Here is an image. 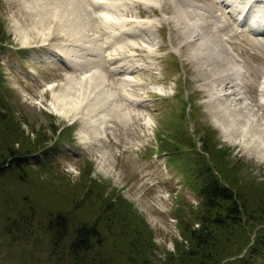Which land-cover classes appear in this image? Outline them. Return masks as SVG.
I'll use <instances>...</instances> for the list:
<instances>
[{"label": "rangeland", "instance_id": "obj_1", "mask_svg": "<svg viewBox=\"0 0 264 264\" xmlns=\"http://www.w3.org/2000/svg\"><path fill=\"white\" fill-rule=\"evenodd\" d=\"M105 1L109 3L108 13L118 18L110 21L121 24L110 25L115 29L104 26L95 16L96 9H90L85 1L86 14L91 17L89 26L82 11L77 14L67 0H0V96L5 103L0 151L4 152L9 135L22 141L46 138L39 147L41 155L35 153L41 157L40 163L30 159L24 180L13 173L0 177V264H75L64 254L60 257V247L50 246L45 231L47 215L62 209L72 214L74 224L90 214L107 225L106 205L118 199L126 203L132 220L135 214L140 228L147 227L152 242L148 256L154 260L164 257L181 240V224L195 221L192 212L200 198L198 164L202 158L212 162L219 151L225 167L236 165L235 182L264 185V153L245 147L235 127L223 132L215 121L227 124L229 112L230 117H239L233 101L216 94L220 75L235 79L237 65L241 66L238 81L243 96L249 102L259 100L264 33L245 31L243 19L236 24L221 0H158V5L154 3L157 0ZM161 14L165 20L158 18ZM192 20L201 27L202 40L194 35L198 45L187 39ZM122 25L137 26L140 31L130 38H113L111 34L124 29ZM147 30L153 36L148 40L144 35ZM93 46L95 51H89ZM73 48L91 57L89 63H83V70L92 65L90 71L104 75L113 101L101 98L100 84L94 83L90 89L84 88L85 84L81 90L74 88L75 80L80 81L85 74L68 68V57L81 59L68 55ZM226 53L233 61L222 59ZM107 55L119 57L115 62L122 66L133 61L141 65L113 72L115 64H108ZM61 95H66L63 100L68 117L79 115L73 121L50 107ZM79 98L83 102L80 105ZM95 105L97 110L92 111ZM100 110L105 113L104 120L97 121L104 123L103 130L89 122L94 113L100 115L96 113ZM201 138L209 154L199 150ZM16 143L13 147L24 148ZM17 209L23 210L22 215H11ZM4 222L10 226L7 234ZM114 233L116 242L124 244L127 235ZM255 264H264V259L258 256Z\"/></svg>", "mask_w": 264, "mask_h": 264}, {"label": "trees", "instance_id": "obj_2", "mask_svg": "<svg viewBox=\"0 0 264 264\" xmlns=\"http://www.w3.org/2000/svg\"><path fill=\"white\" fill-rule=\"evenodd\" d=\"M2 39L0 26V41ZM4 104L0 96V119L5 116ZM18 138L9 135L4 142V152L0 151V177L13 173L18 180H24V168L30 166V159L40 163L42 149L39 147H43L46 138L41 141L38 137L30 141L16 140ZM16 141L24 148L13 147ZM201 141L199 150L209 154L207 144L203 139ZM37 151L39 155L35 154ZM221 156L219 151L212 162L202 158L203 162L198 164L196 182L200 198L198 208L192 212L196 225L181 224V240L176 241L164 257L154 260L148 256L152 242L147 227V231L140 228L134 219L135 214L132 220L124 207L126 203L118 198L106 205L105 217L110 222L107 225L90 214L74 224L72 214L55 209L54 214H48L46 219L45 231L51 239L50 246L53 249L60 247V257L64 254L67 261L72 259L75 264H255L258 256L264 259V185L251 181L242 186L241 182H235L233 166L236 165L225 167ZM22 211L17 209L11 215L20 216ZM248 221L250 225H246ZM23 222L28 224V221ZM4 226L7 228L5 234L9 233L10 226L5 222ZM115 230L127 235L124 244L116 242ZM231 256L234 257L232 261L227 259Z\"/></svg>", "mask_w": 264, "mask_h": 264}, {"label": "bare ground", "instance_id": "obj_3", "mask_svg": "<svg viewBox=\"0 0 264 264\" xmlns=\"http://www.w3.org/2000/svg\"><path fill=\"white\" fill-rule=\"evenodd\" d=\"M69 2H71V7L74 11L77 12V14H80V12L82 11V13L85 15L84 16V20L85 23L87 22L88 26L89 24L91 23L89 20H90V16H88V14H86L87 10H86V4L87 6L93 10H95V16H97L99 19L102 20V23L104 26H107V28H114L115 24L118 25H121L120 22L118 23H113V21H110V19L112 20H117L118 18L114 17L116 15H112V13H108V9L109 6H108V2H106L105 0H67ZM83 1L86 2V4L83 3ZM109 1V0H108ZM113 1V0H112ZM119 1V0H118ZM222 3L224 5H228V12L229 14L233 17V20L235 21V23H240V19H243L241 21V23H243L245 26H246V31L248 30H254V28L256 30H259V29H264V0H221ZM41 2V0H40ZM45 2V0H44ZM83 3V4H82ZM154 3H156L157 5L160 3L158 0L157 1H154ZM38 4V2L36 3ZM83 5V6H82ZM126 5H128V3H126ZM181 5V4H180ZM34 7V6H33ZM34 9V8H33ZM191 9V8H190ZM195 9V8H193ZM35 10V9H34ZM184 10V9H183ZM219 10V9H218ZM196 11V10H195ZM210 9L208 10V13L210 14L211 12H209ZM241 12H244V16L241 15ZM213 13H211L210 15H212ZM217 14V13H216ZM33 15V14H32ZM200 15V14H199ZM206 15V14H205ZM215 15V13H214ZM118 16V15H117ZM124 16V15H123ZM33 17V16H32ZM76 17V16H75ZM90 17V18H89ZM188 17V16H187ZM66 18V17H65ZM125 18V17H124ZM159 19H166L164 17V15H160V17H158ZM158 18H154V20L157 21ZM208 18V17H207ZM211 18V17H209ZM68 19V17H67ZM72 19V18H71ZM98 19V21H99ZM198 19V18H197ZM41 19H38V21H41ZM175 20V19H174ZM195 20H192L191 22L188 23L189 27H190V30H189V36H187V39L189 41L192 42V44H199L202 39V35L200 34V30H201V27L197 26L195 23H194ZM197 21H200L199 19ZM62 22V21H61ZM60 22V23H61ZM70 22V21H69ZM97 22V21H96ZM112 22V23H111ZM149 22H152L151 20H149ZM63 23V22H62ZM66 23V22H65ZM72 24V20L70 22ZM98 23V22H97ZM137 23L138 25L141 24V21L137 20ZM58 24V23H57ZM70 24V25H71ZM73 24H76V23H73ZM79 24V23H78ZM177 24V23H176ZM63 25V24H62ZM86 25V24H85ZM110 25H113L114 27H111ZM37 26V25H36ZM18 27V26H17ZM61 27V26H60ZM73 27V26H72ZM77 27V25H76ZM119 27V26H118ZM122 27H124L122 25ZM67 28V27H66ZM94 28V27H93ZM121 28V27H120ZM25 29V28H24ZM30 29V28H29ZM63 29V28H61ZM72 29V28H71ZM115 29V28H114ZM140 28L136 26L135 27H124V29L122 30H118V32H114L112 33L111 35H113V38H115L116 36H121L122 37H129L131 36V34H136L137 30H139ZM210 29V28H209ZM26 30V29H25ZM73 30V29H72ZM76 30V29H75ZM19 31V30H17ZM33 31V30H32ZM106 31V30H105ZM115 31V30H114ZM140 31V30H139ZM143 31V30H142ZM22 32V31H21ZM30 32V31H29ZM23 33V32H22ZM71 33V32H70ZM257 33V32H255ZM33 34V33H32ZM72 34V33H71ZM64 35V33H63ZM145 37H147V40L148 38H152L153 36L151 35V32L150 30H147L145 33H144ZM198 35L199 37V41L197 40H194L195 36ZM24 36V35H23ZM37 36V35H36ZM54 36V34H53ZM68 36V35H67ZM82 36V35H81ZM158 36V35H157ZM34 37V36H33ZM69 37V36H68ZM27 38H30V37H27ZM197 38V37H196ZM25 39V37H24ZM32 39V38H31ZM50 39V38H49ZM88 39V38H87ZM158 39V38H157ZM174 39V38H173ZM45 39L42 38V41H44ZM93 40V39H92ZM95 40V39H94ZM112 40V39H111ZM120 40V38H119ZM187 40V41H188ZM206 41L210 42L213 44V42L209 39H205ZM109 40H106L105 42H108ZM174 41V40H173ZM92 43V41H91ZM190 43V42H189ZM128 44V43H127ZM92 45V44H91ZM106 45V43H105ZM127 47V46H126ZM193 48V47H192ZM190 48V49H192ZM135 49V48H134ZM77 49L73 48V49H70L68 52V55H73L75 57H81V59L79 60H75V58H71V57H68L69 59H67V62H69L70 67H68L69 69L73 70L74 72H79V70H82L80 72V74H85L83 77H80L79 79H81L80 81L76 82L77 80H75V84L74 85V88L77 86V89H80V87L84 86L85 84V87L84 88H88L90 89V86L93 87L94 83L96 84H100V92L102 93L101 95V98L103 100H112V92L110 91V87H108V82L106 83V79L104 77V75H102L101 73L97 72L96 70L95 71H90L91 68H92V65H87L86 66V70H83V66L85 65V63H89V60L91 59L90 56L88 55H85V54H78L76 53ZM131 50V49H130ZM157 50V49H156ZM89 51L91 52H94L95 51V47L93 46L92 49L89 48ZM144 51V50H143ZM84 52V51H83ZM232 52V51H231ZM191 53V52H190ZM98 55V54H97ZM114 55V54H113ZM154 55V54H153ZM214 55V54H213ZM216 55L220 58V55H218V53L216 52ZM105 56V55H104ZM216 57V56H215ZM235 57V56H234ZM102 58V57H101ZM107 59L108 62L111 61V63H108L110 64V66L114 63L115 66L114 68L111 69V71L113 72H120V71H127L128 69H133L135 67H138L139 63H136V62H131L129 63V65L127 66H122V64H119L118 61L117 63L115 62V60L119 59V57H108V55L105 57ZM197 58V57H196ZM216 59V58H215ZM222 59H225V60H230V61H233L230 57L229 54L226 53V55H224V57ZM64 60V59H63ZM218 60V59H217ZM220 60V59H219ZM66 62V61H65ZM84 63V65H83ZM128 63V62H127ZM69 64H67L66 66H68ZM100 64V63H99ZM83 65V66H82ZM101 65V64H100ZM240 65V64H239ZM82 66V67H81ZM97 66V65H96ZM98 67V66H97ZM103 67V66H102ZM241 66H236V71H237V76H235L236 78L235 79H229V76H225V77H222V74L220 75L221 76V79L219 80V83H221L220 87L217 88L216 90V94H218V97L220 95H226L230 98V100L233 101L232 104H235L234 105V108L236 109V111H234L236 113V115H239V117L236 119V118H233V116L230 117V112L227 114L226 113V116H228L230 118V120L228 121L227 120V124H224L222 121L220 120H217L215 119L216 123H218V125H220V127H222L223 129V132H227L228 129L230 127L232 128H236L237 131L239 132L238 133V138H241L242 140V143L244 144L245 147H247L248 149L251 148V147H254L258 150V153H264V72L262 74V77L260 78V82H259V86H258V97H259V100L257 102H249L245 96H243L244 93L241 92V88H240V80L238 81V72H239V69H240ZM99 68V67H98ZM94 69V68H92ZM103 70L106 69V68H102ZM75 70H78V71H75ZM236 74V73H235ZM234 74V75H235ZM224 76V75H223ZM217 77V76H216ZM219 77V76H218ZM73 78V76L71 77ZM97 79V80H96ZM124 79L126 80L127 77H124ZM131 79V78H130ZM129 79V81H130ZM125 82L128 83V81L126 80ZM242 82V81H241ZM244 82V81H243ZM79 84V86H78ZM107 84V85H106ZM130 84V83H129ZM70 86V85H69ZM98 87V86H97ZM50 88V86L48 87ZM70 88V87H69ZM66 89V87H65ZM81 90V89H80ZM96 90V89H94ZM244 90V89H243ZM78 91V90H77ZM75 92V91H74ZM213 92V91H212ZM85 93V92H84ZM83 93V94H84ZM94 93V91H93ZM97 93V92H96ZM256 93V92H255ZM65 94V93H64ZM73 95H75L74 93H72ZM86 94V93H85ZM68 95V94H66ZM66 95H61L60 98H58V100H53L52 104L50 105L51 108H53L54 112L61 115V116H65L67 118H71L72 121L74 120V118H77L79 117V115L77 114H73L71 115L70 117H68V112L66 111V109L64 108L65 107V104H67L66 102H64L63 98L64 96ZM92 95V94H90ZM96 95V94H95ZM70 96V95H69ZM72 96V95H71ZM124 97V95H122ZM90 97V96H89ZM94 97V96H93ZM125 97H128L125 95ZM67 98H70V97H67ZM72 98V97H71ZM83 98V97H82ZM91 98V97H90ZM211 98V97H209ZM77 99V98H76ZM86 99V98H85ZM89 99V98H88ZM92 99V98H91ZM99 99V98H98ZM98 99H96L98 101ZM87 100V99H86ZM93 100V99H92ZM214 100V99H213ZM229 100V101H230ZM73 101V100H72ZM77 101V100H76ZM85 101V100H84ZM100 101V100H99ZM113 101V100H112ZM81 102H82V99H81ZM80 98L79 100L77 101V104L80 105ZM88 102V101H87ZM70 103V102H69ZM68 103V104H69ZM76 103V102H75ZM83 103V102H82ZM81 103V104H82ZM110 104V103H109ZM220 104V103H219ZM78 105V106H79ZM88 105V104H87ZM86 105V106H87ZM94 105V104H93ZM221 105V104H220ZM71 106V105H70ZM83 106V105H81ZM110 106V105H109ZM230 106V105H229ZM75 107V104L74 106ZM77 107V106H76ZM75 107V108H76ZM88 107H90L88 105ZM96 105L94 106V108H88V109H91L92 111H95V108ZM217 107V106H216ZM215 107V108H216ZM74 108V109H75ZM81 108V107H80ZM110 108V107H109ZM118 109V108H117ZM79 110V108H78ZM86 110V109H85ZM84 110V111H85ZM97 110V109H96ZM69 111V110H68ZM83 111V110H82ZM101 111V110H100ZM110 111H113V110H110ZM221 111L223 112H226V110H222ZM80 112V111H79ZM222 112V113H223ZM97 114L100 113V115L97 117L95 116V113L93 114L92 112V116L93 118H90L89 122L91 123V125L93 127H96L97 126V129L98 127L100 129L103 130L104 128V123L100 120V121H97V118H100L102 119L105 115V113L102 114V111L101 112H96ZM116 113V110L112 113V114H115ZM130 113V112H129ZM72 114V113H71ZM109 114V113H108ZM104 115V116H103ZM111 115V114H110ZM217 115V114H215ZM235 115V114H234ZM76 116V117H75ZM103 116V117H102ZM218 117V116H217ZM222 119V118H221ZM223 119H224V116H223ZM222 119V120H223ZM104 120V118H103ZM150 121H145V123L148 125ZM151 123V122H150ZM95 124H97L95 126ZM92 127V128H93ZM97 135L99 136L100 133H98V131H96ZM229 133V132H228ZM235 139V138H234ZM261 155V154H259Z\"/></svg>", "mask_w": 264, "mask_h": 264}]
</instances>
